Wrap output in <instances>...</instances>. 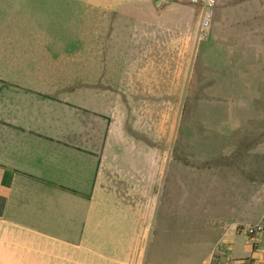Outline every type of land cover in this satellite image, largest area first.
<instances>
[{"label":"crops","instance_id":"1","mask_svg":"<svg viewBox=\"0 0 264 264\" xmlns=\"http://www.w3.org/2000/svg\"><path fill=\"white\" fill-rule=\"evenodd\" d=\"M197 23L184 0H0V264H147L152 102L135 103L126 77H189L206 42L196 77L226 66L264 94V0H217L199 37ZM259 102L203 146L197 189L166 191L174 234L153 264H264V236L253 246L243 230L264 218Z\"/></svg>","mask_w":264,"mask_h":264},{"label":"rangeland","instance_id":"2","mask_svg":"<svg viewBox=\"0 0 264 264\" xmlns=\"http://www.w3.org/2000/svg\"><path fill=\"white\" fill-rule=\"evenodd\" d=\"M215 52V49L212 51V48H208L206 42L198 49L194 45L189 51V77L125 79V90L142 92V97L132 99L135 103L140 102L144 106L145 101L152 102V108H141V112L145 109L152 112V232L155 231L147 251V264H153L151 254L155 242L159 241L157 239L168 241L174 234L161 228L167 222L165 210L175 204L174 199L165 197L166 191L180 186L179 180L187 190L197 189V176L187 172L196 169L198 156L204 154L203 146L213 150L220 137L228 140L231 123H241L245 117L250 116V105L259 106L260 98L264 96L252 89L254 77H231L226 66L222 68L224 70H218L221 77H196L192 62L198 56L201 64L205 60L209 62ZM147 90H152V98L145 97L144 92ZM252 100L256 102L251 103ZM184 201L186 199L181 200V203L185 207ZM145 244L142 245V252ZM152 258L156 259L153 254ZM154 264L161 262L154 261Z\"/></svg>","mask_w":264,"mask_h":264},{"label":"built area","instance_id":"3","mask_svg":"<svg viewBox=\"0 0 264 264\" xmlns=\"http://www.w3.org/2000/svg\"><path fill=\"white\" fill-rule=\"evenodd\" d=\"M198 9V37L206 33L213 19L214 8L217 0H184ZM247 237L251 240L253 246H257L259 238L264 236V218L256 223L248 224L243 227ZM241 264H255L253 258H245Z\"/></svg>","mask_w":264,"mask_h":264}]
</instances>
